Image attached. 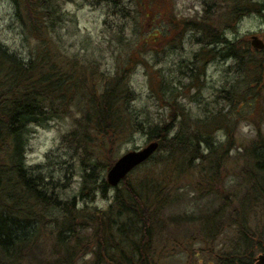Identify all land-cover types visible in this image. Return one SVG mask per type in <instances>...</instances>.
Returning <instances> with one entry per match:
<instances>
[{"label":"trees","instance_id":"1","mask_svg":"<svg viewBox=\"0 0 264 264\" xmlns=\"http://www.w3.org/2000/svg\"><path fill=\"white\" fill-rule=\"evenodd\" d=\"M70 1L75 0H12L18 19L37 44L25 59L0 42V264H161L163 256L155 248L157 235L168 229L166 212L179 197L182 176L188 182L195 171V191L215 194L224 205L210 215L177 213L172 219L212 222L200 232L206 245L201 251L212 258L208 264H252L255 255L264 252V132L260 123L254 125L246 154L243 150L248 162L241 168L243 195L237 199L236 191L224 188L222 180L225 147L231 148L235 117L262 116L264 48H254L249 39L231 37L227 31L247 14L264 17V1L213 0V4L206 3L201 17L172 19L174 27L193 33L202 45L187 67L194 80H200L206 62L216 58L231 59L236 67L233 83L221 88L228 101L226 112L218 109L193 117L174 96L166 103L169 116L161 121L136 115V95L127 67L109 73L55 46L54 34L66 19L63 4ZM100 1L120 12L132 2L134 7L123 16L136 20L140 9L157 0ZM150 32L147 37L152 36ZM164 88L173 93L172 87ZM64 115L72 121L64 143L79 155V198L88 197L90 204H80L76 195L62 198L26 163L32 125H45ZM219 130L225 135L220 142L216 140ZM139 131L159 146L113 187L106 172L122 145ZM111 191L107 207L94 204L96 193ZM225 234H230L229 240L215 249ZM174 240L184 245L179 238ZM123 245L129 254L124 262L118 256L126 251ZM90 252L92 258L81 262L80 257Z\"/></svg>","mask_w":264,"mask_h":264},{"label":"rangeland","instance_id":"2","mask_svg":"<svg viewBox=\"0 0 264 264\" xmlns=\"http://www.w3.org/2000/svg\"><path fill=\"white\" fill-rule=\"evenodd\" d=\"M131 3L128 1L126 9L122 12L114 10L109 3L100 0H75L64 3L63 12L66 19L61 22L54 34L55 46L61 47L60 50L69 56H77L83 63L94 62L109 73L127 67L131 71L129 82L136 95L133 105L138 117L147 116L155 121L167 119L170 111L166 103L173 100L174 96L193 117L202 116L205 111L218 109H224L226 112L229 107L228 101L221 95V88L228 89L234 81L236 67L234 61L216 58L206 62L204 75L200 80H194L187 67L191 65L195 52L202 45L193 33L183 31L181 27H174L172 23V19L181 21L201 17L207 8L206 3L213 4L214 1L157 0L144 8V11L140 9V16L136 20L123 16V12L127 13V10L134 7ZM228 28L230 29L227 32L231 37L250 40L252 34H258L264 39V17L257 13L245 15L238 24ZM149 31L152 36L147 37ZM177 34L180 37H176ZM0 42L11 52L25 59L32 56L37 44V40L18 19L12 0H0ZM138 43L140 46H135ZM164 85L173 88L171 95L167 93L169 89L165 90ZM237 109L238 104L235 106V110ZM262 109V116L238 115L231 124L233 128L229 143L231 148L227 150L228 145L225 147L226 172L224 171L222 181L223 187L228 191L237 192V195L235 192L237 199L244 193L241 168L248 165L244 160L243 150L255 135L256 122L261 124L264 132V106ZM71 122V118L64 115L49 120L45 125H32L26 163L36 173L42 174L50 186L60 192L62 198L69 199L76 195L81 199L79 155L64 143V135L69 132ZM223 134L224 131H217L218 142L225 140ZM147 142L148 137L144 132H136L122 145L120 154L142 148ZM197 173L195 171L188 182V178L182 176L179 197L167 209L168 229L157 235L155 246L157 254L163 256L161 264L212 262L209 253H202L201 250L206 245L200 238V232L207 228L208 222L209 225L212 222L209 220L201 223L202 219L199 218L194 222L172 219L177 213L179 215L195 213L196 216L213 213L224 205L215 194L207 192L198 194L195 191ZM112 195V191L107 195L98 192L94 204L107 207ZM84 202L91 203L88 197L81 199L79 203ZM228 208V205L224 206L226 213ZM205 234L203 232L204 236ZM175 237L182 240L184 245L178 244L174 240ZM229 238L230 234H225L215 243V249L223 248V242L226 244ZM175 245L177 248H172Z\"/></svg>","mask_w":264,"mask_h":264},{"label":"water","instance_id":"3","mask_svg":"<svg viewBox=\"0 0 264 264\" xmlns=\"http://www.w3.org/2000/svg\"><path fill=\"white\" fill-rule=\"evenodd\" d=\"M251 42L254 47H264V41L257 35L251 36ZM158 145L157 141H152L140 149L123 153L107 171L108 183L112 186L118 185L135 166L149 158L158 148ZM254 264H264V253L256 257Z\"/></svg>","mask_w":264,"mask_h":264},{"label":"flooded vegetation","instance_id":"4","mask_svg":"<svg viewBox=\"0 0 264 264\" xmlns=\"http://www.w3.org/2000/svg\"><path fill=\"white\" fill-rule=\"evenodd\" d=\"M126 245H123V249L126 250V251H120V254L118 255L120 258L119 259H122V261H126V256H129L128 254V251L127 249H125ZM126 252V254H125Z\"/></svg>","mask_w":264,"mask_h":264}]
</instances>
